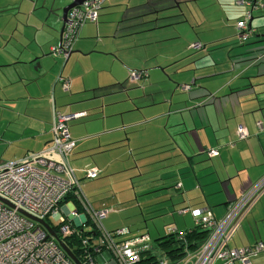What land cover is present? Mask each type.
<instances>
[{"label": "crops", "instance_id": "crops-1", "mask_svg": "<svg viewBox=\"0 0 264 264\" xmlns=\"http://www.w3.org/2000/svg\"><path fill=\"white\" fill-rule=\"evenodd\" d=\"M169 1L105 0L101 9H107L100 10L98 18L104 21L103 24L100 25L99 20V24L85 23L73 47L85 54L76 52L66 60L62 54H51L52 47L58 43L62 22L50 25V16L45 11H36L39 0H25L24 5L30 6L34 2V9L30 11L29 8V17L25 20L32 30L31 43L25 45L29 50H25V58L16 57L9 62H0V66H13L11 72L4 76V82L10 84L9 91L14 97L27 99L25 107H19L15 103L18 101L14 99L8 102L9 108L1 107L10 111L9 116L0 119V137L3 142L0 144V158L6 159L1 162L21 160L32 153H43L51 159L59 160L58 155L47 152L53 138L55 111L63 114L86 113L68 122L70 134L76 141L69 160L86 202L92 207L109 209L102 220L108 230L123 228L119 227L118 222L112 221L111 214L116 210L122 212L128 201L133 205L139 204L140 200L142 203L169 204L172 210L160 218H166L164 226L173 225L181 230L190 227L187 225L189 219L192 224L189 225L194 224L190 213H181L180 210L185 207H209L214 216L220 218L230 204L264 174V56L257 59L264 53V46L245 47L244 66H241V60L222 61V54L214 57L207 53L206 59L189 61L185 59L189 51L186 45L167 50L168 45L160 43L162 32L179 27L186 20L182 4L187 6L192 2L199 5V1L205 4L214 2L215 5L220 3H216L219 0H175L177 2L174 5V0ZM261 2L264 6V0ZM166 15L171 17L169 24L157 22ZM147 21H154V25L138 31H144L145 36L154 41L153 46L159 59L151 66H137L151 67V71L143 74L141 79L132 80L129 76L131 84L139 83L141 86L144 82L139 89L142 92L140 95L139 90L127 91L119 87L120 82L114 83V79L119 76L111 79L115 70L136 69V66H128L125 58L119 56L127 69L117 60L115 55L124 51L120 48L111 51L110 48H99L101 41L93 48L88 39L104 31L105 24L120 22L128 28L125 35L136 38L132 29ZM216 26L213 22L210 28L215 30ZM153 29L158 30L151 31ZM209 41L219 43L218 39L209 38L206 42ZM125 47L132 51L134 58H145L152 52L146 48L139 50L136 44L130 42ZM98 49L104 51L99 52ZM90 53L112 60L115 69L108 74L103 68H97L94 70L96 77L86 75L74 60ZM251 53L257 54L255 59L258 61L250 59ZM38 58L39 61L31 63ZM21 59L24 61L20 62ZM18 64H23L24 68L18 69ZM184 65L185 68L179 72L182 76L178 79L181 85L192 82L193 87L188 91L173 93L174 87L167 78L171 74L168 67L180 69ZM33 66L37 72L26 74V67L32 69ZM159 67L167 75L157 69ZM47 72L51 74L47 75ZM59 77L70 80L68 90L63 88ZM30 82L41 85L45 82L47 88H42L41 93L31 94L28 90ZM122 90L126 94L121 95ZM42 99L49 102L46 111L40 110L37 105ZM35 104L38 113L33 111ZM25 117L28 120L18 122ZM257 122L261 123V127ZM240 125L247 131L244 138H239L237 134ZM17 143L24 147L9 154L7 149ZM209 148H217L218 154L209 157ZM94 168L99 170L95 177L99 179L94 182L98 185L93 191L100 190L103 183L106 186L109 184L110 197H114L112 201L107 200L108 194L98 198L103 203L94 198L88 200L89 194L84 192L81 181L86 178L85 172ZM154 171L159 181L150 183L146 177ZM121 173L124 182L121 183L119 179V184L125 187L126 178H132L131 189L115 192V178H120ZM177 183L180 185L177 186ZM127 190L131 195L128 199L122 195V191ZM143 195L145 199H139ZM74 199L76 207L83 212L79 202ZM145 228L152 239L165 234L158 233L155 237L146 223ZM237 228V231L241 230L240 241L236 244L229 242L230 246L241 247L264 242V195L252 206ZM263 254L251 257V264H264Z\"/></svg>", "mask_w": 264, "mask_h": 264}, {"label": "built area", "instance_id": "built-area-1", "mask_svg": "<svg viewBox=\"0 0 264 264\" xmlns=\"http://www.w3.org/2000/svg\"><path fill=\"white\" fill-rule=\"evenodd\" d=\"M104 1L84 0L80 5L73 7L68 13L62 46H53L51 54L63 55V51L72 49L81 27L88 22L98 23ZM237 2L253 4L247 0ZM258 6L253 4L252 8ZM251 17L252 11L246 10L244 18L235 24L241 41L248 39L254 31L248 24ZM192 46L202 47L199 42L193 43ZM130 71L132 80H139L143 74H147L146 70ZM59 79L63 88L68 90L70 80L63 77ZM179 87L184 91L191 88L189 84ZM85 115L84 112L63 114L55 111L52 122L53 138L47 152L58 155L59 160L51 159L43 153H32L21 160L0 161V195L15 205L10 208L0 202V264H75L65 255L54 237L48 236L47 231L37 222L22 215L18 211L19 208L46 221L47 218L50 219L59 227L62 236L70 235L77 226L86 228L90 222L96 234L93 242H90L89 238L83 239L85 249L82 264H136L140 261L142 253L158 250L149 233L128 238L125 227L106 229L102 220L109 209H91L82 195L79 180L75 177L69 160L76 141L70 134L68 122ZM257 123L261 127V123ZM237 134L239 138H244L247 131L240 125ZM217 154V148L207 150L209 157ZM98 174L99 170L94 168L87 170L85 177L95 178ZM179 185L180 183H177V186ZM71 193L78 200L83 212L76 207L72 198H68ZM263 195L264 174L234 200L220 218H216L209 207L183 208L181 213H190L193 225H202L208 229L207 237L197 247L187 248L185 231L168 225L166 233L183 239L185 253L175 261L161 255L158 264H251V257L264 252V242L233 247L229 245V238ZM69 202L73 204L72 207Z\"/></svg>", "mask_w": 264, "mask_h": 264}, {"label": "rangeland", "instance_id": "rangeland-1", "mask_svg": "<svg viewBox=\"0 0 264 264\" xmlns=\"http://www.w3.org/2000/svg\"><path fill=\"white\" fill-rule=\"evenodd\" d=\"M54 1H55V4H53ZM172 1L173 0H170L169 2H172ZM23 2L26 3L25 0H0V12H3L2 13L3 15L0 16V62H3V63L9 62L16 57L25 58L26 56L25 50H29L25 48V45H28L31 43L32 30H31V26L28 25L25 20L28 19L29 12L32 9H34L33 7L34 2L30 4V6L29 4L24 5ZM68 2L69 0H39L38 8L36 9V11L38 10H41V12L45 11L47 16H50L49 24L52 25L53 23H56V25L57 24L59 25V23H61V20H60L61 9ZM176 2L177 1L174 0L173 4L176 5ZM198 3L199 5H194L192 2H189L187 6L186 4H182V7L185 9L184 16H186V20H183L181 24L177 23V24H180L179 27L177 26L172 30L162 32V36L160 37L161 38L160 43L164 45H168L167 50H171L175 46L186 45L187 49L189 48L188 49L189 51L186 56H189V57L185 56V59L189 61H192L193 59L198 60V58L199 60L206 59L207 53H209L210 55L214 57L222 54L221 55L222 61H229V60L231 61L232 59L234 60V62H236L238 60H241L243 61L241 62V66H244V48L250 47V46H264V16H262L264 15V6H258V7L252 8L253 20L251 21V28L254 31L253 33L250 34L248 39H246L245 41H241L237 35L238 31H237V28L235 27V24L238 20L244 18V7L247 11H249L252 7L251 5L237 4L236 0H219V2H216V3H220V5L219 4L215 5L214 2H208L207 4H205L203 3V1H199ZM29 8H30V11H29ZM52 9H55V13L57 16L53 14L54 11L52 12L51 11ZM104 9H107V8L104 7L103 9H100V10H104ZM178 9H180V7ZM170 18L171 17H168V15H166L165 18H161L157 22H159L160 24L161 23L169 24L171 22ZM30 22H33V21L30 20ZM103 22L104 21L102 19L99 20L100 25H102ZM213 22L217 24L215 30H212L210 28L213 25ZM193 24H194V28H193ZM153 25H154V21H150V22L147 21L146 23L140 25L139 27L133 28L132 30L135 32V36H136V38H134L133 36L130 37V36L125 35L128 31V28H125V26H122L121 22L117 24L107 23L105 24L104 31H102L101 33L99 32L98 35L96 34L93 35V37H90L88 41L91 42V44L93 45V48L96 46V43L98 41H101V43H99V48H103V49L110 48L109 49L110 51L112 49L114 50L116 48H120L124 52L119 53V55H115L117 57V60L120 63H121V60L119 59V56L121 58H125L128 66L129 65L136 66L135 70L147 69V71L149 70L151 71V67L150 68L147 66L143 68L137 67V66L141 67L144 65L151 66L153 64H156L159 59L157 55L158 53H156V48L155 46H153L154 41H151V38L146 37L144 31H138V29L140 28L142 29L145 27L153 26ZM255 29L257 30L256 32H255ZM155 30L157 31L158 29H153L151 31H155ZM168 36H171L172 38ZM209 38L213 40L218 39L219 43L217 42L213 43L210 41L206 42ZM76 41L74 45L76 44ZM128 42H130L131 44H136L139 50H143L146 48L148 50H152V52L150 51L148 56L145 58L144 57L134 58L132 51L125 47ZM196 42H199L203 46L201 48L193 47L192 44ZM93 51L95 52L97 50L93 49ZM100 51H104V50H99V52ZM76 52H78L79 54H85L83 53L82 50H75L71 55H74ZM91 54L92 53L86 54L84 56H81V58L74 60L75 63H78L80 65L79 69L81 71L84 70V73L86 75L88 74V75H92L93 77H96L97 73H95L94 70L97 68H103L105 72L108 74L110 71H113V69H115L116 66L113 64L112 60H108V58H102V56L98 54H92V55ZM256 55H257L256 53H251L249 55L250 59L254 60ZM115 56L112 55V58L114 59ZM263 56H264V53L260 55L259 58L257 59L259 60ZM15 60H18V59H15ZM258 60L255 59L254 62ZM19 61L23 62L24 59H21ZM37 61H39V58L35 59L31 63H35ZM223 64L224 62L222 63V65ZM121 65L124 66L125 69L128 68L125 63L124 64L121 63ZM16 67L18 69H22L24 68V65L18 64L16 65ZM184 68H185V65L184 67H181L180 69H177V68L175 69V68H172L171 66L168 67L169 72L171 74L170 76H167V78L168 80L171 81L174 87L172 91L173 93L182 92V90L179 87V84L181 85V81L178 78L182 76V74H179V72ZM12 69H13V66L12 67L0 66V119L2 116L3 117L9 116L8 114V112H10L8 111L9 109L4 110L3 108H1L3 106H8V102L14 99L18 101L15 103H17L19 107H25L26 101H27L26 98L14 97L13 96L14 94H12L9 91L10 84H6L4 82V76L8 74L9 72H11ZM157 69H159L165 75H167L164 70H161L162 67H159ZM130 70L132 69L129 68L127 69V71L115 70L112 73L111 79H113L116 76H119L118 79H114L113 82L114 83L120 82L119 87L122 89H126L127 91L141 89L144 85L143 84L144 82L142 83L141 86L139 85V83H135V84L130 83V78H129V74L131 72ZM25 71H26V74H30V71L31 72L34 71L35 73L37 72L34 66L32 67V69H28V67H26ZM48 74H51V72H47V75ZM186 84H190L191 88L193 87L192 82L191 83L186 82ZM156 85H154L153 88H155ZM42 88H47L45 86V82L42 83V85L40 83L35 82L29 85L28 90L31 94H35L36 92L41 93ZM139 91H140V95H142L141 90ZM23 93L25 95V92ZM124 94H126V92L125 90H122L121 95H124ZM91 101H95V100L92 99ZM121 101L123 102V100ZM48 103L49 102L42 99L39 103H37V105L40 108V110L46 111ZM33 111L37 113L39 112V110L36 107V104L33 108ZM26 120H28V117H25L22 120L20 119V121L18 122L21 123ZM10 128L14 129V127L12 126ZM1 129L2 127L0 124V130ZM2 143L3 142L1 141V137H0V144ZM23 147H24L23 144L17 143L12 148L7 149V151L9 154H11V152L15 150H21ZM1 152H3V150ZM2 160H6V159L0 158V161ZM155 172L156 171L149 173V175L146 177L147 181H149L150 183L159 181L158 176L154 175ZM119 175H120V178H118L119 176H116L115 178L114 191L117 192L120 190H125L127 188L131 189L130 185H131L132 178L127 177L126 186L122 187L123 185L119 184V179H120V182L123 183L124 178L122 176V173ZM98 179L99 178L92 179V178L86 177V178H83L81 181L83 182L82 188L84 192H87L89 194V198L87 197L88 200L89 199L91 200L92 198L98 200V198H100L101 196H105L108 194L107 200L112 201L114 197L113 198L110 197L111 191H109L110 190L109 184L106 186V183H103V187L100 190L93 191V189L95 190L96 189L95 187L98 185V184H95L94 182ZM105 190H107V192H105ZM122 195H124L126 199H128L131 196L129 193V190H127V192L122 191ZM139 199H145V195L140 196ZM99 202L103 203V201H99ZM125 203L126 204L124 205V210L122 212H120L119 210L114 211L111 214V217H112L113 222L115 221L119 223V227L123 226L125 227V229H127L128 233L126 237L132 238L135 236H139L142 233H146L145 223L148 225V229L150 230L152 234H154L155 237L158 235V233L163 234L167 232L168 225L164 226L165 223H167V220L166 218L161 219L160 217L166 216L167 213H169L172 210L169 204H166L165 202H160V203H148V202L145 203L144 202L142 203V200H140L139 204L137 205H135V203L133 205V203H129V201ZM88 205L90 206L91 209H94V210L104 209V208L92 207L89 202H88ZM69 206L72 207L73 204L69 202ZM150 217H154V218L150 219ZM189 224H191V219L187 221V225L188 226L192 225V224L191 225ZM237 230L238 228L229 238V242H231V244L232 243L236 244V243H239L238 241H240V231L241 230L239 231Z\"/></svg>", "mask_w": 264, "mask_h": 264}, {"label": "trees", "instance_id": "trees-1", "mask_svg": "<svg viewBox=\"0 0 264 264\" xmlns=\"http://www.w3.org/2000/svg\"><path fill=\"white\" fill-rule=\"evenodd\" d=\"M68 198L73 199L74 195L71 193ZM74 200L75 202H78L77 199ZM47 221L52 225L56 233L63 239L64 243L82 262L84 256L83 251L85 249V247L83 246V239L89 238L88 240L90 242H93L96 234V231L91 227L90 222H88L89 220L87 221L88 225L86 226V228L77 226L74 229L73 233L66 236L61 235V233L59 232V227L54 225L50 221V219L47 218ZM183 230L185 231L184 239L187 248L197 247L204 241L208 234V229H206L202 225H193ZM153 240L155 242V247L160 251H146L142 253L140 261L136 264H158L159 256L161 255H165L171 261H175L185 253V244L183 242V239H179L175 234L165 232V234Z\"/></svg>", "mask_w": 264, "mask_h": 264}, {"label": "water", "instance_id": "water-1", "mask_svg": "<svg viewBox=\"0 0 264 264\" xmlns=\"http://www.w3.org/2000/svg\"><path fill=\"white\" fill-rule=\"evenodd\" d=\"M84 0H70V2H68L66 5H64L61 9V15H60V20L62 22L60 30H59V37H58V43L56 45L58 46H62V42H63V37H64V30H65V26L68 23V13L69 11L77 6L80 5ZM253 4H258L259 6H262V2H259L258 0H252ZM53 4H55V1L53 2ZM53 12L54 15H56L55 13V9L51 10ZM57 16V15H56ZM251 21H252V17L249 21V27L251 28ZM252 29V28H251ZM76 41V40H75ZM74 45V44H73ZM75 50L70 49L66 52L63 51V55L65 56L66 60L70 57V55L74 52ZM147 71V69H145ZM0 202L3 203L5 206H8L10 208H14L15 205L7 198L3 197L0 195ZM18 211L24 215L25 217L37 222L40 226H42L48 233V236H52L54 237V239L56 240V242L58 243V245L60 246V248L63 250V252L65 253L66 256H68L75 264H82L81 261L76 257V255L72 252V250L64 243L63 239L56 233V231L53 229L52 225L46 221L45 219L41 218V217H37L31 213H29L28 211H26L25 209L19 208Z\"/></svg>", "mask_w": 264, "mask_h": 264}]
</instances>
